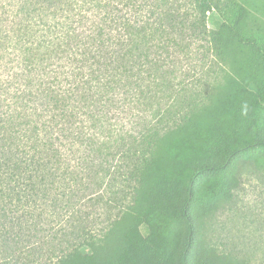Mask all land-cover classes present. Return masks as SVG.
<instances>
[{"label":"trees","instance_id":"trees-1","mask_svg":"<svg viewBox=\"0 0 264 264\" xmlns=\"http://www.w3.org/2000/svg\"><path fill=\"white\" fill-rule=\"evenodd\" d=\"M250 5L0 0V205L24 196L33 226H71L49 227L40 257L50 244L51 264H250L201 234L264 151L260 124L242 129L264 105ZM211 178L223 198L196 211Z\"/></svg>","mask_w":264,"mask_h":264},{"label":"rangeland","instance_id":"rangeland-1","mask_svg":"<svg viewBox=\"0 0 264 264\" xmlns=\"http://www.w3.org/2000/svg\"><path fill=\"white\" fill-rule=\"evenodd\" d=\"M249 2L251 13L255 19L260 21V33L264 36V0H249ZM218 20L217 15L210 14L207 19L208 29L215 30ZM261 55L264 62V54ZM248 59V68L256 73L257 70L250 63V57ZM261 71L264 73L262 66ZM247 113L242 129L246 131L252 126L251 123L260 124L259 128L254 127L259 133H263L264 105L259 108L258 113H255L258 116L256 119H252L254 113L252 109H249ZM261 157L260 160L247 157V160L253 163L250 164L251 166L243 168L240 186L233 191L232 198L224 202L223 207L215 213L212 212L213 214L210 216H203L201 233L203 241L208 247L220 253L246 259L250 264H264V151L261 152ZM216 182L215 178H211L208 185L204 187L205 192L202 189L201 195H208L206 198L209 200L204 202L199 199V207L195 209L196 211H199L202 206L207 208L210 204V197L223 198L220 192L224 194L225 187L220 184L216 185ZM18 190L22 191L23 187H18ZM23 198L24 196L20 198L19 202L15 199L11 201L3 198L1 202V205H6L10 215L16 216L12 219L0 217V264H51L48 260L50 244L45 248L47 251L45 256L38 255L37 251L42 246L40 241L45 236V242H49L48 235L50 236L51 233L49 227L53 229V233L59 226L65 228L69 233L71 226L64 222L65 220L57 226H53L54 224L51 225L49 222L44 223V221L33 226L34 215L38 210L33 202L28 203V199ZM35 210L36 212H34ZM28 212L34 213L30 216ZM39 228L40 233H37L36 229ZM66 238L72 240L70 235H67ZM154 246L157 251L156 255L159 257L158 248L155 244Z\"/></svg>","mask_w":264,"mask_h":264}]
</instances>
